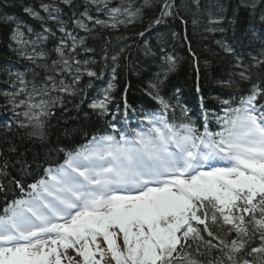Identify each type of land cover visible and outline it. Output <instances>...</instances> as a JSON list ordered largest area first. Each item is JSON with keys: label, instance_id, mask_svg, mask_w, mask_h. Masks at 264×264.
<instances>
[{"label": "snow or ice", "instance_id": "snow-or-ice-1", "mask_svg": "<svg viewBox=\"0 0 264 264\" xmlns=\"http://www.w3.org/2000/svg\"><path fill=\"white\" fill-rule=\"evenodd\" d=\"M230 10L231 15L223 0L25 4L23 14L39 21L40 31L0 11V26L10 29L16 54L32 66L30 73L9 72L12 90H0L5 109L0 127L6 134L0 139V192L11 184L21 193L6 200L0 212V264H104L106 259L113 264H264V0H236ZM241 10L258 20L259 28L241 26ZM189 19L201 38L221 34L204 67L214 61L229 65L228 74L216 80L229 90L227 98L216 97L224 112L216 117L217 132L207 127L203 96V134L191 117L180 124L167 118L177 107L182 116L188 112L178 90L175 102L162 94L177 68L169 44L182 40L187 45L200 91V60L191 49ZM174 20L184 26L183 35L162 31ZM136 24L143 26L137 33L143 55L157 65L148 84L159 110L144 113L131 134L109 125L113 131L65 152L62 164L45 167L25 185L23 177L31 175L37 161H29L7 134L47 142L53 110L63 108L66 98L80 97L83 103L85 87L101 79L92 67L96 57L87 55L96 52V42L105 66L111 61V80L87 107L97 118L108 116L118 61L131 46L125 42L109 55L114 39L127 40L111 34ZM149 34L156 35L155 46ZM52 39L56 43L49 48ZM85 77L88 83L81 86ZM125 107H130L126 100Z\"/></svg>", "mask_w": 264, "mask_h": 264}, {"label": "trees", "instance_id": "trees-1", "mask_svg": "<svg viewBox=\"0 0 264 264\" xmlns=\"http://www.w3.org/2000/svg\"><path fill=\"white\" fill-rule=\"evenodd\" d=\"M15 0H7L5 5H7L3 11L9 14L16 15L17 17L23 19L27 26L40 31V22L39 27L35 24L31 25L27 23V18L22 12V6L24 3L34 4L30 0H17L15 7H10L8 2ZM226 8H229L228 14L231 15L230 6L234 7L236 0H223ZM11 4V3H9ZM37 4V3H36ZM39 5V4H37ZM67 11V10H66ZM44 15V14H43ZM187 18V16H186ZM147 22V21H146ZM168 27L162 31L173 30L176 32L184 33V26L180 24L178 20L171 21ZM240 24L243 27H247L249 24H254L259 28L258 20H253L247 12L241 10L240 13ZM49 26L53 28V31L56 30L55 23L49 21ZM71 30V26H69ZM124 32L112 33V36L123 35L127 38L126 41H117L113 40L112 46L109 47V55L112 53L118 52L119 48L126 42L130 47L126 49V52L123 56L120 57L118 63L119 66L116 70L117 79L114 83V91L112 96L114 99L109 104V114L113 108H122L124 104V99L126 98L127 103L133 105L142 106H152L153 102L151 99L146 98L143 93H149L152 91L149 88V80L153 79L154 72L157 69L156 63H154L150 58H147L143 55L142 44H140L141 38L137 35L138 32L143 30V26L136 24L130 25L128 28L123 29ZM187 33L191 40V49L192 52L196 54V57L200 60V73H199V95H196L197 89V72L196 66L193 63V56L188 51L187 45L181 40L176 43L169 44L168 51L176 56L177 58V68L175 72L170 74L166 84L163 87L162 94L166 97L176 98L174 93H177L178 96L184 100L185 106H188L193 111H196L198 106L197 103L200 100V97H204L205 106L207 109H213L218 103L216 97L227 98L229 95V90L222 88L216 83L217 79L225 77L228 73L227 70L229 65L226 61H214L211 68H205L203 61L206 58H210L209 49H214V39L220 38L221 34L216 33L215 36L208 35L207 38H201V36L193 34L191 21L187 26ZM9 35L10 29L5 26H0V90L11 91L10 77L9 72L11 73H30L32 66L28 64L27 61L23 60L20 56L11 54L8 50L9 46ZM59 37L60 33H56ZM231 35V32L227 33ZM150 43L155 46L157 43L156 36L149 34L147 36ZM32 39H35L33 36ZM56 43L55 39L50 40L47 47L51 48ZM92 43V42H90ZM93 47H96V52L94 55L97 59V63L92 65V67L99 73H102L101 79V89L107 86L109 80H111V61H108V66L104 65V61L100 59V47L99 42L92 44ZM17 47V46H16ZM16 51V48H15ZM83 58V57H82ZM98 80L93 81L91 88H94ZM88 78L85 77L81 81V86L87 85ZM129 84V85H128ZM128 85V90L124 86ZM119 86V87H118ZM88 87H85V91ZM124 90V91H123ZM89 96L84 93L83 103L80 102V97L76 98H66V103L63 108L54 109L55 115L49 122L48 128V140L46 143L33 142L30 140L21 141L18 138L17 132L8 133L7 137L9 140H14L20 152H26L27 158L29 161L35 159L37 164H33L32 169L30 170L31 175L23 177V182L25 184L30 183L33 179H36L42 169L50 164L56 163L61 160L63 156V151L60 149L69 150L72 147L80 144L81 140L85 137L92 135L99 130H102L103 124H100L98 118L95 114L91 113V110L87 107ZM91 99V98H90ZM93 99V98H92ZM91 99V100H92ZM4 99L0 97V113H5L3 107ZM77 105L79 107H77ZM89 113V115H85ZM10 115V114H9ZM1 123V122H0ZM5 132L2 127H0V139L5 136ZM3 145H0L2 147ZM11 175L17 179H21V175L17 171H11ZM7 184V181H3ZM18 189L13 185L8 184L5 192H0V208L5 199L9 196L15 194Z\"/></svg>", "mask_w": 264, "mask_h": 264}, {"label": "bare ground", "instance_id": "bare-ground-1", "mask_svg": "<svg viewBox=\"0 0 264 264\" xmlns=\"http://www.w3.org/2000/svg\"><path fill=\"white\" fill-rule=\"evenodd\" d=\"M3 1H7V0H0V4H7V3H5V2H3ZM10 1V0H9ZM16 1L17 0H15V1H12V2H8V5H10V7L12 6V7H15V4H16ZM34 2V4L32 3V5L31 4H28V3H24L23 4V6L25 5V4H28V5H31V6H34V7H37L38 8V5L37 4H39V2H40V0H30V2ZM9 3H11V4H9ZM37 3V4H36ZM7 5H5V7H6ZM22 6V7H23ZM5 8H0V11H3ZM44 13H41V15H43ZM26 16V15H25ZM27 17V16H26ZM27 18H29V17H27ZM30 19V18H29ZM26 22L27 23H30L31 25H33V24H35L36 26H38L39 27V22L37 21V20H33V19H30V20H26ZM171 25H172V22H170V27H171ZM250 25V24H249ZM166 27H168V25L166 26ZM162 30H164V29H162ZM125 30H123V29H121V32H124ZM153 35H155V34H153ZM156 36V35H155ZM10 40V39H9ZM9 48H8V50H10V52H11V54H12V52H13V54L15 55V57L16 56H18L17 54H16V51H15V48H16V45L10 40L9 41ZM12 54V55H13ZM104 65H105V63H104ZM107 66H108V64H107ZM129 85V84H128ZM128 85H126V86H124V88L126 89V90H128L129 88H128ZM119 87V86H118ZM87 90L88 91H86V92H84L85 93V95H86V97H87V95L89 96V99H88V103L91 101V99L90 98H95L96 96H97V94H98V92L101 90V81H99L98 80V82H97V84H96V86L94 87V88H91V87H88L87 88ZM124 91V90H123ZM144 94V96L146 97V98H149V99H152V97L149 95V93H143ZM196 95H197V91H196ZM175 100H176V98L173 100V102H175ZM88 105V104H87ZM153 105H154V107L155 108H157L158 110H159V105L157 104V102L154 100V103H153ZM122 107H123V105H122ZM170 113V112H169ZM5 113H0V122L2 123L3 122V120L5 119V115H4ZM98 121H100V124L102 125H106L107 123H109L110 121H109V119L107 118V117H102V118H98ZM73 148V147H72ZM71 150V149H70Z\"/></svg>", "mask_w": 264, "mask_h": 264}, {"label": "rangeland", "instance_id": "rangeland-1", "mask_svg": "<svg viewBox=\"0 0 264 264\" xmlns=\"http://www.w3.org/2000/svg\"><path fill=\"white\" fill-rule=\"evenodd\" d=\"M102 246H103V245H102ZM69 255H70V256H71V255H74V253L70 250V251H69ZM76 259L79 260L80 258H79V257H76ZM104 264H113V262L110 261V260H108V259H106V260L104 261Z\"/></svg>", "mask_w": 264, "mask_h": 264}]
</instances>
